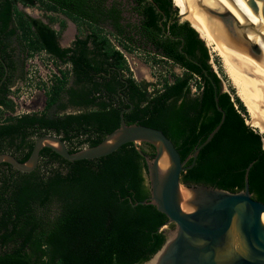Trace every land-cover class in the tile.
<instances>
[{"label": "trees", "instance_id": "16d2710c", "mask_svg": "<svg viewBox=\"0 0 264 264\" xmlns=\"http://www.w3.org/2000/svg\"><path fill=\"white\" fill-rule=\"evenodd\" d=\"M173 1L0 0V58L10 75L0 94V153L24 162L35 139L50 133L60 136L70 152L94 146L119 126L120 111L131 104L123 113L125 123L160 129L184 160L220 121L216 87L224 121L180 181L237 192L251 164L249 190L264 202L263 134L246 122L248 112L238 95L223 89L205 40L180 20ZM18 3L61 12L78 33L70 45L61 46L55 18L46 16L45 22ZM111 37L124 50L141 49L171 61L182 73L170 72L160 88L136 80ZM38 52L53 60L58 74L44 84L41 111L15 115L11 88L23 78L25 56ZM192 78L197 92L191 91ZM155 152L152 143L128 142L105 156L68 161L43 147L30 172L1 162L0 264H141L150 259L166 240L161 228L173 227L156 205L137 204L150 196L145 157Z\"/></svg>", "mask_w": 264, "mask_h": 264}, {"label": "water", "instance_id": "95a60500", "mask_svg": "<svg viewBox=\"0 0 264 264\" xmlns=\"http://www.w3.org/2000/svg\"><path fill=\"white\" fill-rule=\"evenodd\" d=\"M252 2L256 11L264 17V0ZM202 10L209 18L225 22L227 33L234 34L238 39L244 37L239 34L243 24L229 10L218 11L211 7ZM178 16L180 19L184 17L180 11ZM185 20L190 23L188 19ZM250 46L258 52L256 44ZM214 91V101L221 112L220 121L184 160H181L171 139L160 129L125 123L123 113L132 107L129 103L130 106L119 113V126L94 146L70 152L60 136L42 134L35 139L26 161L21 162L14 155L2 152L0 163L6 162L19 171L30 172L36 168L43 147L51 148L68 161H74L105 156L128 142L152 143L156 147L155 155L145 157L150 196L137 204L150 202L156 205L174 228L166 230L165 225L161 228L166 235L164 244L141 264H151L155 260L157 264H264V225L261 222L264 202L254 199L249 190L248 170L251 164L246 168L244 188L237 192L203 184L185 185L180 181L181 172L192 167L200 149L210 141L224 121L225 113L218 105L216 87ZM139 152L143 154L141 150ZM189 158H192L191 164L185 165ZM182 191L187 192L186 197L182 198ZM234 221L237 225L235 245L229 243Z\"/></svg>", "mask_w": 264, "mask_h": 264}, {"label": "bare ground", "instance_id": "6f19581e", "mask_svg": "<svg viewBox=\"0 0 264 264\" xmlns=\"http://www.w3.org/2000/svg\"><path fill=\"white\" fill-rule=\"evenodd\" d=\"M253 0H174L181 14L190 21L206 45L221 60L236 94L249 114L248 124L264 133V17L256 11ZM211 7L218 11L229 10L243 24L238 39L227 33L226 23L209 18L202 10ZM256 44L258 52L251 49ZM186 197L187 192L182 191ZM264 225V211L261 213ZM237 225L233 222L229 243L237 244ZM151 264H157L155 260Z\"/></svg>", "mask_w": 264, "mask_h": 264}, {"label": "rangeland", "instance_id": "374dc122", "mask_svg": "<svg viewBox=\"0 0 264 264\" xmlns=\"http://www.w3.org/2000/svg\"><path fill=\"white\" fill-rule=\"evenodd\" d=\"M17 6L27 14L41 18L45 22L48 21L46 16L54 17L55 22L53 23V27L56 30L60 31L59 41L62 46L70 45L71 41L78 33L77 25L75 24V22L61 12H45L40 9V7H38V4L34 7H28L23 6L21 3H18ZM125 14L129 17V13ZM180 20H185V18H181ZM62 22L64 23V27L61 28ZM111 39L124 53L132 75L138 81L146 80L155 84L157 88H160L163 78L165 76H168L170 72L173 71L176 73H182V68L173 64L171 61L161 59L159 57L154 58V55L152 53H148L141 49H133L131 51L124 50L123 48H121V46L118 45V43H116L114 38L111 37ZM208 48L210 51L211 63L214 69L218 72L222 80L224 89L229 91L232 96H237L236 89L233 87L228 76L224 72V69L222 68L220 57L215 52H213L210 47ZM65 67L66 66L61 65V68ZM56 70L57 67L55 63L44 52H38L32 56H25L23 78L17 80L11 89L16 104L18 102H21L22 105L21 112L19 114L33 111L39 112L43 109L45 103L44 84L46 83V86L50 84L51 77ZM29 74H31V78H29ZM196 82V78H192V80L190 81V88L192 92H197ZM66 111H72V109L68 108ZM248 120L249 114L246 117V122ZM256 129L260 132L258 128ZM260 133L263 134L264 138V133ZM164 228L166 230H171L174 228V226L170 227L168 225H165Z\"/></svg>", "mask_w": 264, "mask_h": 264}, {"label": "flooded vegetation", "instance_id": "af4514ba", "mask_svg": "<svg viewBox=\"0 0 264 264\" xmlns=\"http://www.w3.org/2000/svg\"><path fill=\"white\" fill-rule=\"evenodd\" d=\"M0 56H1V51H0ZM0 60H2V62H3L2 64L4 66L3 74H2V76H0V94H1L2 91L6 87V83L9 81L10 75H9V70H8V67H7V61L4 60L3 58H0Z\"/></svg>", "mask_w": 264, "mask_h": 264}, {"label": "built area", "instance_id": "2783aa9c", "mask_svg": "<svg viewBox=\"0 0 264 264\" xmlns=\"http://www.w3.org/2000/svg\"><path fill=\"white\" fill-rule=\"evenodd\" d=\"M54 74H58L57 70L54 72ZM31 77H32L31 74H29V78H31ZM11 89H12V88H11ZM12 93H13V92H11V93L9 94V97L12 99V101L14 102V105H15V107H14V114H15V115H19V113L21 112L22 105H21V102H18V103L16 104V102H15V100H14V97H13ZM20 99H21V98H20Z\"/></svg>", "mask_w": 264, "mask_h": 264}]
</instances>
